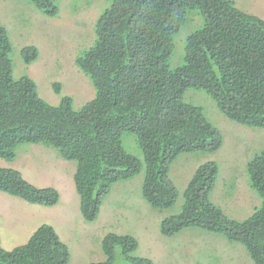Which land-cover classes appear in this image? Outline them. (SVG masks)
Listing matches in <instances>:
<instances>
[{"label":"trees","instance_id":"1","mask_svg":"<svg viewBox=\"0 0 264 264\" xmlns=\"http://www.w3.org/2000/svg\"><path fill=\"white\" fill-rule=\"evenodd\" d=\"M43 14H57L55 0H29ZM192 12L202 18L184 42V63L168 66L173 35ZM196 17L194 16V19ZM195 21H197L195 19ZM198 22V21H197ZM94 43L74 58L95 96L74 109L69 96L50 105L27 75L14 79L10 41L0 23V157L11 159L20 143H42L59 156L75 161L74 188L84 220H92L102 196L116 181L141 170L122 136L131 133L142 153L145 174L142 196L154 208L170 207L176 190L168 177L171 162L181 153L213 152L221 134L199 106L185 102L188 88L205 91L229 120L264 128V20L237 8L232 0H110L98 17ZM34 46L21 50L23 62L37 58ZM55 92L60 84L54 83ZM249 185L261 204L244 220L230 219L210 201L218 167H198L184 191L179 214L165 218L161 233L171 235L198 226L221 232L245 248L253 264H264V151L246 166ZM0 191L44 206L55 205L57 190L37 188L13 169L0 167ZM151 264L134 255L137 240L108 233L102 249L110 264ZM68 248L54 228L42 224L12 250L0 244V264H66Z\"/></svg>","mask_w":264,"mask_h":264},{"label":"rangeland","instance_id":"2","mask_svg":"<svg viewBox=\"0 0 264 264\" xmlns=\"http://www.w3.org/2000/svg\"><path fill=\"white\" fill-rule=\"evenodd\" d=\"M240 10L264 20V0H232ZM110 0H55L57 14H43L29 0H0V23L9 41L12 77L32 78L38 95L50 105L61 96L72 99L74 109L93 99L95 89L74 63L81 51L94 43L95 23ZM195 19L198 21H195ZM187 23L176 32L168 60L171 69L184 63V42L188 34L203 22L192 12ZM25 46L37 49V58L26 64L21 57ZM54 83L60 84L55 92ZM183 100L199 106L221 134V146L213 152L179 154L170 164L168 177L176 190L175 202L157 209L142 196L145 174L142 153L131 133L122 136L123 148L141 161V170L131 178L114 182L99 204L96 216L84 220L79 196L74 188L75 161L62 159L57 150L42 143H20L14 157H0V167L16 170L37 188L57 190L59 201L44 206L28 203L0 191V244L4 250L24 244L36 228L50 225L68 248L66 264H102L107 257L102 249L106 234H128L137 240L134 255L151 264H253L242 244L230 241L221 232L198 226L184 227L171 234L161 233L162 221L180 213L184 191L193 174L204 163L218 167L217 179L209 194L210 201L230 219L244 220L261 204V198L249 185L247 163L264 151V128L244 126L226 118L208 93L188 88ZM110 264H121L118 255Z\"/></svg>","mask_w":264,"mask_h":264}]
</instances>
